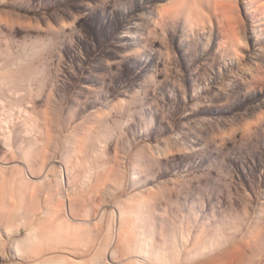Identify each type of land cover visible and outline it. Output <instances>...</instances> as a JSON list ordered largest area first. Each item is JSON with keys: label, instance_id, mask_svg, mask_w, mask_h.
Returning a JSON list of instances; mask_svg holds the SVG:
<instances>
[{"label": "rangeland", "instance_id": "1", "mask_svg": "<svg viewBox=\"0 0 264 264\" xmlns=\"http://www.w3.org/2000/svg\"><path fill=\"white\" fill-rule=\"evenodd\" d=\"M174 1L0 0V158L93 220L81 258L264 264V15Z\"/></svg>", "mask_w": 264, "mask_h": 264}, {"label": "bare ground", "instance_id": "2", "mask_svg": "<svg viewBox=\"0 0 264 264\" xmlns=\"http://www.w3.org/2000/svg\"><path fill=\"white\" fill-rule=\"evenodd\" d=\"M247 1L252 2V3L254 1L255 3L257 2L256 3L257 5L255 8L258 9V11L260 12L259 14L264 15V0H247ZM163 7H164V10L166 11H172L176 8L175 1L174 0H164ZM255 8L254 10H256ZM263 17H261V19H263ZM145 29H146V33H151L154 29V20L151 14L147 16ZM147 82H148L147 77L146 76L143 77L141 79L140 86L142 88L145 87ZM220 83H221V86L223 87H226L228 85V82L226 79H221ZM126 96L128 97V100H131L134 98L136 99L137 95L134 92H129ZM13 165L11 161H9L8 159L0 158V264H98V262L96 263L95 261H93L94 259H92L93 258L92 255H89V256L84 255L82 258L80 257V254L83 255L85 254L83 252L87 251L84 249V251L82 252L83 254L81 253V249L83 250V248H85V246L83 247V245L82 247H80V243L82 242L81 240H84V239L86 240L87 238L86 242L87 241L90 242V240L88 239H91L92 236L88 238L89 234H85V233L89 230V232L87 233H91L92 235L93 232H90V231L94 229V227L90 230V227L93 225L92 224L93 220L85 221V222L82 221L84 222V224H82L83 227L82 225H80L81 222L77 221V219L74 216L77 214L76 212L74 213L75 205L73 201H70L68 205L66 202V199L68 197L69 198L72 197V195L62 190V188H58L56 186L55 187L56 190L53 187L54 194L56 197L55 199L52 198L54 197V194H52L51 189H50L51 192L47 191L49 194H51L49 196H46V194L48 195V193L46 192V189H45V193L44 192L43 193H44V196L48 198L43 197L41 200L42 195L39 193L41 192V189H43L42 186L45 185L43 184L45 182L43 179L46 176L43 175L42 172L41 174L39 172V175H40L39 176L37 172L33 171L31 173L29 171L30 173H28L25 170L19 168V170L21 171L19 170L18 172L17 170L15 171L16 174L18 173L17 175H19V177L15 178L16 174L14 173L15 176L13 175L14 169L11 168ZM59 173H60V170H59ZM61 176H58V177H61ZM132 178L133 179L139 178V175L137 174V172L133 173ZM60 179L62 181L63 178H60ZM33 183H36V184H33ZM41 183L43 184L41 186L42 188H40ZM72 192H73V189H72ZM72 194L76 195L75 193H72ZM39 197L41 201L39 200ZM78 219H80V217ZM16 223H18V226H20L22 223V228L17 227ZM80 226L82 228H80ZM120 226H122V222H120ZM122 227H120V233L122 231L121 230ZM79 228L81 229V231L83 230L85 233L80 232ZM22 230L24 231L23 236H21L22 238L18 240L15 239V237L12 238V235L18 234V232H21ZM120 233L117 232L115 235V242H116L115 244L120 243V237L122 235V233L121 235ZM111 234H108L109 239L106 238L108 239V241H106V244L102 242H101L102 244L100 242L98 243H100L101 245L105 244L106 246L104 245V247L107 249L113 241L114 236ZM127 235H128V238L129 237L131 238L129 239V241L132 240L134 244L132 246L133 249L132 248L128 249L130 245L128 246V248L127 246L125 247L126 243L127 242L129 243L128 238L126 239L127 242L125 240H121V242L125 241V243L123 242H122L123 244L121 243L122 246H124L125 249L127 248V251H124L122 249L124 251L122 252L124 254L123 256H127V257L133 256L134 258L132 259L138 262L139 237L137 234H133L132 232L130 236H129V233H127ZM94 238L96 239L95 236ZM9 239H10V243L5 244V242H7ZM104 239L101 238L100 241H103ZM90 244L88 243L87 245H90ZM130 244L132 245V242ZM122 246L120 247L123 248ZM90 247L91 246H89L88 249H92ZM101 247L102 246H100L99 248L101 249ZM96 252H98L97 249H96ZM107 253L105 251L103 253L104 256H102L101 253H98V255L99 254L101 255V259L102 257L104 258L105 256L107 257L105 258L108 259L109 256ZM110 254L112 255L113 253H110ZM123 256H121V258L114 259V260L108 259L110 260V262L106 261V263L105 262L104 263L105 264H134L136 263L134 261L130 262L131 258L129 262H124L122 260ZM127 257H125L124 259H126ZM98 258H100V256ZM98 258H96L95 260L98 261ZM142 258H139V259H142ZM149 258L151 259V257ZM100 260H99V263H100ZM148 261L150 262L149 259Z\"/></svg>", "mask_w": 264, "mask_h": 264}]
</instances>
